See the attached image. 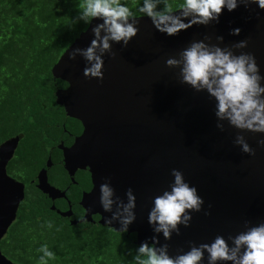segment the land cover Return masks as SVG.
Segmentation results:
<instances>
[{
    "label": "water",
    "instance_id": "95a60500",
    "mask_svg": "<svg viewBox=\"0 0 264 264\" xmlns=\"http://www.w3.org/2000/svg\"><path fill=\"white\" fill-rule=\"evenodd\" d=\"M237 3L235 10H223L218 22L196 24L172 36L157 30L148 16L136 15L139 31L128 45L110 41L115 56L103 55V80L84 76L88 62L81 53L69 59L71 52L86 49L95 38L92 28L103 21L93 18L51 66V73L66 82L65 114L81 126L75 142L87 166L92 194L100 198L101 184H108L113 190L112 208L123 216L119 206L128 203L131 188L136 197L131 223L139 226L135 242H147L157 254L168 245L167 255L173 259L193 243H211L217 235L234 247L235 236L264 223V146L258 144L264 133L240 130L218 118L215 98L181 83L180 66L166 65L169 58L179 60L192 42L204 41L236 55H254L264 87V9ZM182 19L187 22L191 17ZM236 28L240 33L233 35ZM242 40L246 47H234ZM238 135L255 155L235 143ZM20 136L0 142V237L23 197V183L5 171ZM172 169L196 187L204 204L199 212L190 213L189 226L179 225V234L173 231L165 239L148 217L154 198L171 191ZM0 264L17 263L0 252ZM199 264H209L207 252Z\"/></svg>",
    "mask_w": 264,
    "mask_h": 264
},
{
    "label": "trees",
    "instance_id": "16d2710c",
    "mask_svg": "<svg viewBox=\"0 0 264 264\" xmlns=\"http://www.w3.org/2000/svg\"><path fill=\"white\" fill-rule=\"evenodd\" d=\"M88 0H0V142L20 133L9 162L24 182L15 216L0 237V252L17 264H42L39 249L47 245L55 259L47 264H141L147 254L135 242L139 226L68 222L42 203L57 188L28 182L48 137L47 125L64 116L66 82L51 66L88 23L79 5ZM144 0H119L133 15H142ZM175 8L184 0H167ZM115 7V5H113ZM164 8V0L156 11ZM59 88V89H58ZM44 193L45 195H42ZM44 200V199H43ZM52 227L49 228L48 224ZM85 229H84V228ZM139 256V260L135 257Z\"/></svg>",
    "mask_w": 264,
    "mask_h": 264
},
{
    "label": "clouds",
    "instance_id": "9594fccd",
    "mask_svg": "<svg viewBox=\"0 0 264 264\" xmlns=\"http://www.w3.org/2000/svg\"><path fill=\"white\" fill-rule=\"evenodd\" d=\"M159 2L160 0H144L139 10L151 18L157 30L169 36L177 35L181 30L196 24L208 25L213 20L218 22L225 8L231 12L238 7L237 0H184L174 8L164 0L163 10L156 11ZM240 2L245 6L255 3L260 9H264V0ZM79 7L83 9L80 18L86 23H90L93 18L103 22L92 28L95 38L91 40L90 46L71 52L69 59H75L76 53H81L88 62L84 68V76L103 80V55L110 53L115 56L110 41L118 44L122 42L123 46H127L139 31L136 27L138 20L126 5L119 3V0H88L87 7L83 4ZM182 17L191 19L185 22ZM102 30L105 33L103 36ZM239 33V28L232 30L233 35ZM246 46V40L234 45L236 48ZM97 49L100 54H97ZM166 65L180 66L181 83L189 84L197 91L206 90L215 98L217 101L215 114L218 118L226 119L231 126L240 130L264 133V87L260 84L262 77L259 75V66L254 55L251 53L236 55L231 50L216 45L209 46L204 41H194L182 50L179 60L169 58ZM218 127L223 128L222 125ZM235 143L241 146L243 152L255 155V150L249 146L243 135H238ZM258 144L264 146V139H260ZM171 174L174 176L171 191H165L154 198L155 206L148 217L149 223L157 225L155 231L162 232L165 239H170L173 231L179 234V225L189 226L192 218L190 213L199 212L204 204L203 198L197 194L196 187L185 182L181 171L172 169ZM100 192L102 194L100 202L104 211H112L113 200L110 197L113 190L108 184L103 183ZM127 197L128 203H121L119 206L126 215L121 216V212L118 211L106 219V224H111L112 220L120 217L123 225L121 231H126L127 225L135 218L132 209L135 208L136 197L131 188L127 191ZM48 227H52L51 223ZM233 242L234 247L230 248L227 241L217 235L211 243H201L199 246L193 243L190 250L175 259L167 255L168 245H164L157 254L147 242H142L139 253L148 255V260L141 261V264H199L205 252L208 253L209 264H216L217 261H231L232 264H264V223L241 232L233 238ZM39 251L43 253L40 257L42 264H47L49 259H55V254L49 251L47 245L42 246ZM135 259L139 260V256Z\"/></svg>",
    "mask_w": 264,
    "mask_h": 264
},
{
    "label": "flooded vegetation",
    "instance_id": "af4514ba",
    "mask_svg": "<svg viewBox=\"0 0 264 264\" xmlns=\"http://www.w3.org/2000/svg\"><path fill=\"white\" fill-rule=\"evenodd\" d=\"M63 88L66 90L65 86ZM66 102L62 104L64 112ZM58 118L55 123L47 125V131L44 130L48 139L40 151L39 165L35 173L29 176L28 182L35 186L45 183L49 187L57 188V192L48 193V198H42L41 201L51 211L66 216L68 222H85L88 226L106 224V219L112 217L116 211L112 208V211L105 212L100 198L93 195L88 187L87 166L80 157L79 147L75 142L81 126L66 114ZM8 161L9 159L5 163L6 173L21 181L24 187V182L15 176L16 165L10 162L8 165ZM42 195L45 194L41 193V197ZM112 221L121 224L120 217Z\"/></svg>",
    "mask_w": 264,
    "mask_h": 264
}]
</instances>
